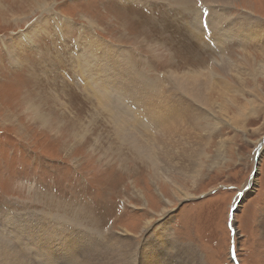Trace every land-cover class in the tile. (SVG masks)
<instances>
[{
  "label": "rangeland",
  "instance_id": "obj_1",
  "mask_svg": "<svg viewBox=\"0 0 264 264\" xmlns=\"http://www.w3.org/2000/svg\"><path fill=\"white\" fill-rule=\"evenodd\" d=\"M231 4L0 0V231L6 238L13 236L5 226L11 214L36 211L107 238L127 233L138 249L163 225L174 264L178 251L185 259L186 245L203 264H264V45L234 38L216 47L219 26L212 19L214 7L225 19L247 14L264 21V0ZM202 12L211 19L210 38L199 36ZM91 38L117 44L132 68L155 83L167 78L169 86L171 74L209 67L221 54L251 56L240 63L246 70L236 85L217 83L219 90L234 87L235 97L210 94L199 124L209 130L194 174L160 168L154 176L150 161L117 136L112 113L81 80L89 70L78 64L90 65ZM173 81L172 95L179 97ZM28 264L45 263L29 252Z\"/></svg>",
  "mask_w": 264,
  "mask_h": 264
},
{
  "label": "bare ground",
  "instance_id": "obj_2",
  "mask_svg": "<svg viewBox=\"0 0 264 264\" xmlns=\"http://www.w3.org/2000/svg\"><path fill=\"white\" fill-rule=\"evenodd\" d=\"M208 1L214 5L228 6L231 3L234 5L235 0ZM206 18L207 23L201 15L196 18L200 38L201 33L205 35L203 38L212 37L211 19L207 16ZM212 19L219 26L215 33L218 39L216 47L220 48L234 38L244 42H263L257 47L264 45V21L261 19L247 14L234 20L225 19L221 16L220 9L214 7ZM37 28L38 25H33L28 27L27 31L34 35ZM88 51L86 62L90 61V65L81 66L77 63L82 70H89L85 76L82 75L83 85L89 89L90 95L97 98L104 110L112 113L111 119L117 136L150 161L154 176L160 168L165 172H172L174 169L176 171L173 172L182 174L196 172L194 169L200 162V151L206 142V131L209 130L206 125L203 129L199 124L211 107L210 94L217 90L219 97L234 96L237 92L234 87L219 90L216 88L217 83L223 85L224 80L231 79L236 85L246 70V66L240 63L250 62L251 57L246 55L236 60L226 53L221 54L212 59V65L209 67L171 74L169 86L167 78L155 83L132 68L124 58L125 52L123 53L117 44L113 45L105 39L91 38ZM172 78L173 87L180 92L179 97L172 95ZM163 88L166 93L162 92ZM111 97L116 98L113 101ZM122 97L123 105H116ZM150 97H154V101ZM132 100L133 104H128V101ZM130 112L139 118V123ZM143 117L147 119V124L140 120ZM133 121L137 124L130 128L127 124ZM142 127L146 131L141 129ZM139 129L141 132L137 131ZM13 214L5 222L6 228L13 234L12 238H6L0 231V264H28L29 252L37 255L45 264L175 263L172 253L165 252V248L171 246V240L168 241V234L163 225L150 239L139 245L138 249L134 245L135 240L126 235L127 233H113L107 238L105 232L98 235L60 215L36 211ZM261 223L264 230V217ZM16 238L18 242H15ZM15 243L19 244V247ZM158 246L164 249L161 255L157 250ZM186 246L183 251L185 259L181 255L182 252L180 254L178 251L177 263L203 264L200 254L198 255L191 245Z\"/></svg>",
  "mask_w": 264,
  "mask_h": 264
},
{
  "label": "water",
  "instance_id": "obj_3",
  "mask_svg": "<svg viewBox=\"0 0 264 264\" xmlns=\"http://www.w3.org/2000/svg\"><path fill=\"white\" fill-rule=\"evenodd\" d=\"M257 160H259V158H257ZM258 161H256V163H257ZM256 170H257V167H256V165H255V167H254V170H253V172H252V176H254L255 175V173H256Z\"/></svg>",
  "mask_w": 264,
  "mask_h": 264
}]
</instances>
